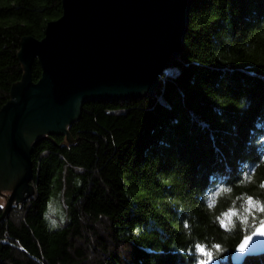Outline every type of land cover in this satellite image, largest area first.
<instances>
[{"label": "trees", "instance_id": "1", "mask_svg": "<svg viewBox=\"0 0 264 264\" xmlns=\"http://www.w3.org/2000/svg\"><path fill=\"white\" fill-rule=\"evenodd\" d=\"M61 13L60 0H0V108L23 73L21 39H41ZM184 41L153 98L87 102L69 140L33 147L34 194L0 221V264H193L194 240L202 262L233 264L264 222V0H194ZM220 186L232 192L214 215L235 213L224 228L203 206ZM52 194L66 204L55 230Z\"/></svg>", "mask_w": 264, "mask_h": 264}, {"label": "water", "instance_id": "2", "mask_svg": "<svg viewBox=\"0 0 264 264\" xmlns=\"http://www.w3.org/2000/svg\"><path fill=\"white\" fill-rule=\"evenodd\" d=\"M61 16L43 37H23L17 60L21 79L0 108V195L8 193L0 221L33 196V147L65 136L92 101L153 98L159 79L185 52L194 0H60ZM41 69L34 82L33 62ZM258 225L230 255L233 264L264 254ZM244 251L241 252L240 249ZM202 264H221L205 258Z\"/></svg>", "mask_w": 264, "mask_h": 264}, {"label": "clouds", "instance_id": "3", "mask_svg": "<svg viewBox=\"0 0 264 264\" xmlns=\"http://www.w3.org/2000/svg\"><path fill=\"white\" fill-rule=\"evenodd\" d=\"M261 186L264 187V184H262ZM231 192H232L231 187L220 186V187L216 188V191H214V192H207L206 191V193L204 195L203 206L208 210V212L210 214V218L213 220V222L218 223L221 228L225 227V222H230V218L233 217L235 215V213L232 211H226V212L221 211L217 215H214V213H215V210L218 206L219 199L224 195L230 194ZM250 202L251 201H249V203ZM245 211H247V209H245ZM182 226L186 232V235L191 236V227L192 226L187 219H185L182 222ZM211 246H212V248H215V249H218L220 247L218 244H215V243H213ZM206 247H207L206 244H202V242H200L198 240L193 241L191 248L196 251V258H195L193 264H202V261H201L199 254ZM188 254L191 255V252H189Z\"/></svg>", "mask_w": 264, "mask_h": 264}, {"label": "rangeland", "instance_id": "4", "mask_svg": "<svg viewBox=\"0 0 264 264\" xmlns=\"http://www.w3.org/2000/svg\"><path fill=\"white\" fill-rule=\"evenodd\" d=\"M8 193L0 195V207H4ZM66 220V204L64 199L56 198L54 194L50 197L45 214V222L49 230H55Z\"/></svg>", "mask_w": 264, "mask_h": 264}, {"label": "snow or ice", "instance_id": "5", "mask_svg": "<svg viewBox=\"0 0 264 264\" xmlns=\"http://www.w3.org/2000/svg\"><path fill=\"white\" fill-rule=\"evenodd\" d=\"M250 203H251V202H250ZM261 227H262V228H264V225H262ZM260 234H261V235H264V231H261V233H260ZM240 251H241V252H243V251H244V249H243V248H241V249H240Z\"/></svg>", "mask_w": 264, "mask_h": 264}, {"label": "bare ground", "instance_id": "6", "mask_svg": "<svg viewBox=\"0 0 264 264\" xmlns=\"http://www.w3.org/2000/svg\"><path fill=\"white\" fill-rule=\"evenodd\" d=\"M262 255V254H261ZM257 256H259V255H257ZM252 257H255V256H252Z\"/></svg>", "mask_w": 264, "mask_h": 264}]
</instances>
